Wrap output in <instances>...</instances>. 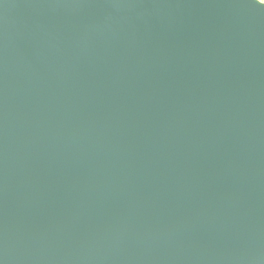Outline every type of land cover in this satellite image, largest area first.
<instances>
[{
    "label": "water",
    "instance_id": "water-1",
    "mask_svg": "<svg viewBox=\"0 0 264 264\" xmlns=\"http://www.w3.org/2000/svg\"><path fill=\"white\" fill-rule=\"evenodd\" d=\"M0 264H264V4L0 0Z\"/></svg>",
    "mask_w": 264,
    "mask_h": 264
},
{
    "label": "snow or ice",
    "instance_id": "snow-or-ice-1",
    "mask_svg": "<svg viewBox=\"0 0 264 264\" xmlns=\"http://www.w3.org/2000/svg\"><path fill=\"white\" fill-rule=\"evenodd\" d=\"M260 2H261L262 4H264V0H260Z\"/></svg>",
    "mask_w": 264,
    "mask_h": 264
},
{
    "label": "rangeland",
    "instance_id": "rangeland-1",
    "mask_svg": "<svg viewBox=\"0 0 264 264\" xmlns=\"http://www.w3.org/2000/svg\"><path fill=\"white\" fill-rule=\"evenodd\" d=\"M260 1V0H259Z\"/></svg>",
    "mask_w": 264,
    "mask_h": 264
}]
</instances>
